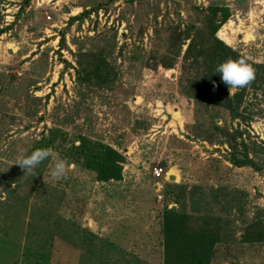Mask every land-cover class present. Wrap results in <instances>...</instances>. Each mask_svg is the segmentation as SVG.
Returning a JSON list of instances; mask_svg holds the SVG:
<instances>
[{"label":"rangeland","instance_id":"rangeland-1","mask_svg":"<svg viewBox=\"0 0 264 264\" xmlns=\"http://www.w3.org/2000/svg\"><path fill=\"white\" fill-rule=\"evenodd\" d=\"M211 5L228 12L216 36L264 63V0H0V264H162L161 212L180 189L184 200L205 193L223 226L210 264H264V243L239 239L253 206H264V168L232 165L215 129L264 144V95L249 90L234 119L183 91L201 75L184 51L198 32L211 39ZM79 48H104L111 86L78 85ZM51 129L55 142L82 134L119 150L122 178L98 181L54 145L41 148L67 163V176L52 178L51 158L25 174L16 160ZM217 186L246 190L245 209L213 201Z\"/></svg>","mask_w":264,"mask_h":264},{"label":"trees","instance_id":"trees-1","mask_svg":"<svg viewBox=\"0 0 264 264\" xmlns=\"http://www.w3.org/2000/svg\"><path fill=\"white\" fill-rule=\"evenodd\" d=\"M89 12L90 10H83L76 17L88 15ZM218 12L223 14L220 19L217 18ZM227 13L224 7L209 6L205 20L211 39L201 36V32L190 38L184 57L192 58L194 62L200 59L198 62L202 64V71L200 76L188 78L183 91L193 102L224 107L234 119H237L243 117L244 110L241 107L249 90L251 93L260 91L264 95V63L248 59V63L255 69V79L248 86L235 89L230 96L229 88L222 81L221 74L214 72L221 62L229 58L238 59L243 55L216 36V29ZM60 43L64 44L63 34L60 36ZM77 51L76 82L78 85L111 86L116 73L106 59L104 48L89 51L79 48ZM167 65L165 63L166 68ZM215 129L220 133L223 139L221 141L229 147L227 160L232 165L250 166L254 170L264 168V144L250 139L249 136L246 139L243 137L244 132L239 129L229 130L221 126H215ZM59 132L57 129H51L49 135L42 137L36 146L41 148L54 145L65 153L68 162L79 163L93 171L98 181L122 178L124 156L119 150L107 143L91 140L82 134L71 139L69 145L64 143L65 138L55 142ZM173 191L167 184L164 196ZM183 191V189L175 190L177 204L170 207L166 204L161 212L162 264H210L215 253V246L223 238L221 230L223 226L218 216L211 214L204 206L205 193L197 195L189 193V198L184 200ZM208 192L213 201L221 203L224 210L243 211L248 203V193L243 189L217 186L210 187ZM253 207L249 220L245 222L239 234V239L247 244H263L264 206Z\"/></svg>","mask_w":264,"mask_h":264},{"label":"clouds","instance_id":"clouds-1","mask_svg":"<svg viewBox=\"0 0 264 264\" xmlns=\"http://www.w3.org/2000/svg\"><path fill=\"white\" fill-rule=\"evenodd\" d=\"M248 57L241 55L238 59L229 58L221 62L214 72L221 74L222 81L228 86L230 96L234 89L244 88L255 79V69L248 63ZM51 158L54 161L51 176L53 179H62L67 176L69 167L50 148H38L30 155L19 157L15 164L25 170V174L37 175L35 169L45 160Z\"/></svg>","mask_w":264,"mask_h":264},{"label":"built area","instance_id":"built-area-1","mask_svg":"<svg viewBox=\"0 0 264 264\" xmlns=\"http://www.w3.org/2000/svg\"><path fill=\"white\" fill-rule=\"evenodd\" d=\"M162 173H163V169H162V167H160V166H155V167L153 168V175H154L155 177H160Z\"/></svg>","mask_w":264,"mask_h":264},{"label":"water","instance_id":"water-1","mask_svg":"<svg viewBox=\"0 0 264 264\" xmlns=\"http://www.w3.org/2000/svg\"><path fill=\"white\" fill-rule=\"evenodd\" d=\"M171 178H173V176Z\"/></svg>","mask_w":264,"mask_h":264}]
</instances>
